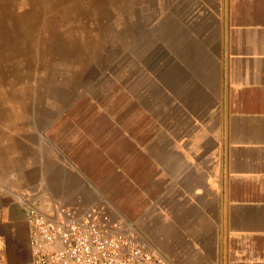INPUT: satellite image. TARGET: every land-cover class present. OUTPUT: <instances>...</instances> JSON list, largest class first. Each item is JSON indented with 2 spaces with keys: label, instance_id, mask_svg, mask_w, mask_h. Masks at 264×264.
Returning <instances> with one entry per match:
<instances>
[{
  "label": "crops",
  "instance_id": "obj_1",
  "mask_svg": "<svg viewBox=\"0 0 264 264\" xmlns=\"http://www.w3.org/2000/svg\"><path fill=\"white\" fill-rule=\"evenodd\" d=\"M145 3L96 109L0 112V264H31L25 199L112 207L169 264H264V0Z\"/></svg>",
  "mask_w": 264,
  "mask_h": 264
},
{
  "label": "rangeland",
  "instance_id": "obj_2",
  "mask_svg": "<svg viewBox=\"0 0 264 264\" xmlns=\"http://www.w3.org/2000/svg\"><path fill=\"white\" fill-rule=\"evenodd\" d=\"M145 1L0 0V112L35 113L44 125L41 113L96 109L98 69L122 56L131 36L138 45L140 21L155 14Z\"/></svg>",
  "mask_w": 264,
  "mask_h": 264
},
{
  "label": "built area",
  "instance_id": "obj_3",
  "mask_svg": "<svg viewBox=\"0 0 264 264\" xmlns=\"http://www.w3.org/2000/svg\"><path fill=\"white\" fill-rule=\"evenodd\" d=\"M24 204L31 264H169L108 207L80 210L59 205L56 217L50 218L27 199Z\"/></svg>",
  "mask_w": 264,
  "mask_h": 264
}]
</instances>
